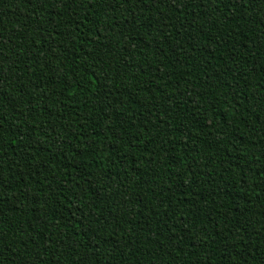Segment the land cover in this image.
Here are the masks:
<instances>
[{"label":"trees","instance_id":"obj_1","mask_svg":"<svg viewBox=\"0 0 264 264\" xmlns=\"http://www.w3.org/2000/svg\"><path fill=\"white\" fill-rule=\"evenodd\" d=\"M0 264H264V0H0Z\"/></svg>","mask_w":264,"mask_h":264}]
</instances>
